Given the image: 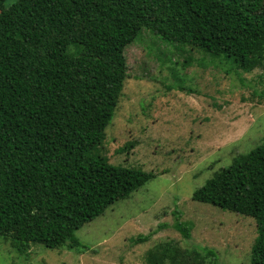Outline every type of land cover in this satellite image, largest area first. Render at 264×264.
Returning a JSON list of instances; mask_svg holds the SVG:
<instances>
[{"label": "trees", "instance_id": "1", "mask_svg": "<svg viewBox=\"0 0 264 264\" xmlns=\"http://www.w3.org/2000/svg\"><path fill=\"white\" fill-rule=\"evenodd\" d=\"M142 30L203 53L214 68L221 58L234 74L250 72L264 59V0H0V236L16 253L86 249L75 231L154 178L100 153L126 77L124 48ZM166 89L191 92L180 82ZM191 200L251 218L249 264H264V141ZM173 216L171 228L188 239L191 222ZM168 251L148 252L145 264ZM172 255V264L200 260L196 251Z\"/></svg>", "mask_w": 264, "mask_h": 264}, {"label": "rangeland", "instance_id": "2", "mask_svg": "<svg viewBox=\"0 0 264 264\" xmlns=\"http://www.w3.org/2000/svg\"><path fill=\"white\" fill-rule=\"evenodd\" d=\"M123 53L126 77L100 153L109 164L154 178L75 231L86 249L36 244L19 254L0 236V264H145L148 252L164 248L169 251L159 252L161 264H172L168 255L174 249L178 258L198 252V264H249L254 221L194 202L191 194L264 141V59L261 67L235 74L230 63L215 59L226 73L203 53L160 44L145 30ZM176 82L191 92L166 89ZM173 212L179 221L191 222L188 239L171 228ZM143 236L148 239L131 243Z\"/></svg>", "mask_w": 264, "mask_h": 264}]
</instances>
